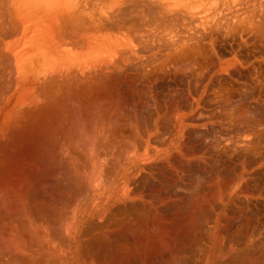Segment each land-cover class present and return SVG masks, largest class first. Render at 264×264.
Returning a JSON list of instances; mask_svg holds the SVG:
<instances>
[{
	"label": "bare ground",
	"instance_id": "bare-ground-1",
	"mask_svg": "<svg viewBox=\"0 0 264 264\" xmlns=\"http://www.w3.org/2000/svg\"><path fill=\"white\" fill-rule=\"evenodd\" d=\"M183 7L0 0V264H264L263 165L184 178Z\"/></svg>",
	"mask_w": 264,
	"mask_h": 264
},
{
	"label": "rangeland",
	"instance_id": "rangeland-1",
	"mask_svg": "<svg viewBox=\"0 0 264 264\" xmlns=\"http://www.w3.org/2000/svg\"><path fill=\"white\" fill-rule=\"evenodd\" d=\"M178 1H181L182 6H184L183 9L185 11L183 12H185L186 16H184L185 19H180V21H178L179 24H177L178 26L180 24L184 26L180 25V30L178 27L174 26L175 29L180 31V34L183 32L184 35L182 34V36L186 37L184 40L186 39L188 47H190L192 43L193 46H191V48L195 49V46L197 49L198 45L201 46H199V48H202L200 50L197 49L199 52H197L196 49V52H192L194 50L191 48L192 51L187 49L185 67L188 71L185 69L182 82L176 78L173 72L172 74L170 72L166 77L172 85H170L171 92H174V90L175 92L177 90L179 91L180 88H182L184 94L187 95L184 99L187 106H185L187 112V133L185 138H189V140L186 139L188 149L186 159L189 158V162L186 160L188 165H186L187 171H185V180L192 183L199 179L201 180V178L205 179L206 177L207 179L215 177L216 167L223 165V163L226 165L229 163L230 165H224L223 168L225 166L228 168L232 167V165L237 166V164L238 166L239 164L244 165L245 163V165L250 164L248 166L252 167L262 164L264 167V15H262L264 14V1ZM250 1H252L251 3L253 4H258H254L256 7L253 4L252 6ZM261 3L263 5L262 7ZM190 12L193 13L194 16H199V18L195 16V19L193 18L189 21L192 17ZM187 13L189 17H187ZM218 15L220 17H218ZM194 20L198 21L195 23ZM185 26H187V29H185ZM180 27H183L184 31H182L183 29L181 30ZM197 30L199 32H197ZM186 32H189L187 36ZM189 39L192 41L188 42L190 41ZM194 53L196 54L194 55ZM199 58L202 60L200 61ZM193 64L201 65V69L199 66H194ZM193 71L195 72L194 74ZM184 81L185 83H183ZM243 110L246 111L243 112ZM241 112L242 115L240 114ZM195 113L197 114L195 115ZM244 142L247 144V147ZM242 145L244 146L242 147ZM232 148H235L234 150L236 151H233ZM258 148L259 150H257ZM244 149L247 150L244 151ZM254 149L257 151H254ZM237 151L238 154H236ZM232 152L235 153L233 154ZM257 152L260 154L258 155ZM190 155L192 157H190ZM211 156L213 160H211ZM250 156L251 159L249 160ZM254 156H256V158ZM197 157L199 159H197ZM202 158L204 159L202 160ZM208 164H211V166ZM195 171L199 172L196 173ZM258 171L259 170H257L256 173L253 171L254 177H258L263 181L264 169L263 171L261 170V172ZM226 172L225 169V173ZM228 172L225 175L229 176L230 174L231 176V172H229V174ZM193 192L195 191H191V193Z\"/></svg>",
	"mask_w": 264,
	"mask_h": 264
}]
</instances>
